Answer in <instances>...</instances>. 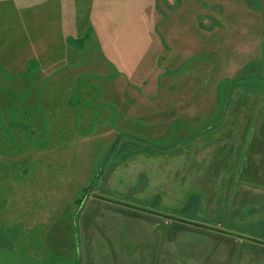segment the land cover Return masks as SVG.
<instances>
[{
  "label": "crops",
  "instance_id": "crops-1",
  "mask_svg": "<svg viewBox=\"0 0 264 264\" xmlns=\"http://www.w3.org/2000/svg\"><path fill=\"white\" fill-rule=\"evenodd\" d=\"M173 4L0 0V264H264V158L124 157L121 141L78 202L112 135L138 132L140 101L171 80L150 23ZM252 112L246 141L264 143Z\"/></svg>",
  "mask_w": 264,
  "mask_h": 264
},
{
  "label": "rangeland",
  "instance_id": "rangeland-1",
  "mask_svg": "<svg viewBox=\"0 0 264 264\" xmlns=\"http://www.w3.org/2000/svg\"><path fill=\"white\" fill-rule=\"evenodd\" d=\"M171 8V19L150 23L161 36L157 63L166 62L162 73L171 80L155 81L151 100L140 101L138 132L112 135L92 180L78 194V202L86 190L93 192L121 141L135 143L131 151L126 147L124 157L149 152L157 158L263 162L260 132H253L252 141L246 139H251V112H264V0H184V8L180 0H174ZM124 19L107 25L124 34L126 47L133 48L129 32L135 25ZM144 42L141 37L140 46ZM156 109L162 117H147L148 111Z\"/></svg>",
  "mask_w": 264,
  "mask_h": 264
},
{
  "label": "trees",
  "instance_id": "trees-1",
  "mask_svg": "<svg viewBox=\"0 0 264 264\" xmlns=\"http://www.w3.org/2000/svg\"><path fill=\"white\" fill-rule=\"evenodd\" d=\"M144 142V141H143ZM89 192V190H86V193H88ZM78 210H79V208H78ZM78 210H77V212H78Z\"/></svg>",
  "mask_w": 264,
  "mask_h": 264
}]
</instances>
